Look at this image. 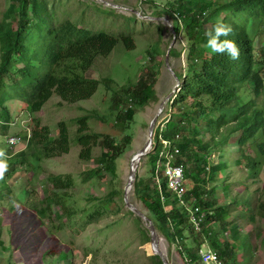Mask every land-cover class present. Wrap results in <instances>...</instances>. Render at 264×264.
Returning a JSON list of instances; mask_svg holds the SVG:
<instances>
[{"label":"trees","instance_id":"trees-1","mask_svg":"<svg viewBox=\"0 0 264 264\" xmlns=\"http://www.w3.org/2000/svg\"><path fill=\"white\" fill-rule=\"evenodd\" d=\"M144 1L154 7L153 15L167 17L176 35L185 40L181 49L172 47L169 51L171 57H176L183 50L185 66L183 72L175 71L180 80L179 89L167 102L166 116L154 130L152 147L146 155L149 173L145 177L135 175L132 193L141 201L158 232L176 245L183 264H203L198 254L203 244L215 251L223 264H251L254 255L264 251V234L256 242L251 239L256 237L254 232H245L241 236L236 220L254 221L255 214L264 219V184L261 187L255 185L264 165V102L263 107L257 102L264 92V0ZM47 10V0H10L0 18V88L2 77L10 72V65L30 62L22 40L32 18L42 16ZM218 22L232 27L233 32L227 39L238 46V59L213 54L203 46L205 33ZM47 33L46 57L41 61L47 69L35 75L18 96L33 113L40 111L53 94L62 102L75 103L92 96L100 82L111 89V106L116 111L114 124L122 133L120 139L91 130L87 122L89 115H79L73 121L80 159L91 160L93 148L101 147L95 158L96 166L83 172V180L94 175L102 177L104 173H110L113 179L116 159L131 143L132 136L124 131L138 110L155 96L158 67L152 62L156 48L153 46L150 50L151 67L142 69L134 82L112 89L111 78L96 79L82 71L88 69L97 56H107L119 40L125 48H134L135 42L129 34L114 36L103 30L78 26L68 19L48 28ZM30 64L25 63L12 72L14 77H32ZM244 93L248 94L245 101L242 99ZM0 112L3 118L0 130H6L9 113L5 108ZM56 126L57 133L52 136L48 125L33 118L28 127L30 136L26 139V131L21 132L25 148L17 156L8 154L13 159L4 176L9 174L8 178L11 177L18 163L22 167L33 161L38 166L42 158L68 153V125L62 119ZM159 135L174 140L178 146L174 162L183 167L185 204L198 205L202 212L198 230L190 222L186 206L167 187L161 169L156 170L155 162L161 147ZM228 146L232 153L237 152L230 161L247 172L248 182H243L246 195L232 196L229 203L219 204V191L226 195L230 189L225 182L227 175L222 177L220 174L228 166L224 162L214 163L212 156L223 158ZM47 180L53 188L47 196L49 202L58 205L63 202L67 206L66 198L62 200V196L66 197L65 190L74 185L72 175L50 173ZM4 188L7 194L10 189L7 183ZM114 192H110L111 195ZM233 212L235 216L230 219L228 216ZM101 213L100 209H94L86 219L97 220ZM227 231L228 237L225 236ZM248 243L252 252L245 254ZM150 257L157 259L156 264H162L158 255Z\"/></svg>","mask_w":264,"mask_h":264},{"label":"rangeland","instance_id":"rangeland-1","mask_svg":"<svg viewBox=\"0 0 264 264\" xmlns=\"http://www.w3.org/2000/svg\"><path fill=\"white\" fill-rule=\"evenodd\" d=\"M164 1L161 0V3ZM9 3L10 0H0V18ZM47 4V12L32 18L30 28L22 40L30 62L10 65V72L2 77L0 110L5 108L8 111L9 128L0 130V150H4L7 156L13 154V157L23 152L24 141L9 148L5 140L10 135L26 131L35 117L39 118L41 124L48 125L52 136L57 133L56 123L65 120L69 128L70 149L68 153L60 156L42 158L38 166H35L33 161L23 164L22 167L18 163L11 177L8 178L7 174L0 178V264H156L157 259L150 257L154 253L149 241L146 242L149 234L145 223L127 209L122 196L131 155L144 144L149 121L160 101L175 85L172 74L164 65L171 31L164 21L143 18L149 15L157 16L152 14L154 7L150 2L144 0H47ZM67 19L81 27L103 30L114 36L129 34L133 38L134 48H125L119 40L107 56H97L92 65L82 71L96 79L111 78L112 89L134 82L142 69L151 67L152 64L158 67L154 99L138 110L124 131L132 136L131 143L116 159V176L113 179L110 173H104L102 177L94 175L87 181L83 180V172L96 166L95 158L99 155L101 147L93 148L94 158L91 160L80 159V147L75 140L76 126L73 121V118L79 115H89L87 122L91 130L108 133L120 139L122 133L114 124L116 111L111 106V89H107L100 82L92 96L75 103L62 102L53 94L40 111L33 113L18 96L22 89L30 85L35 75L47 69L41 61L46 57L48 28ZM184 43L185 40L176 35L173 48L181 49ZM153 46L157 54L151 64L149 56ZM169 60L174 71L183 72V50L180 56H170ZM25 63H31L32 77H14L12 72H16ZM242 99L247 100L248 94L244 93ZM257 102L263 107L264 92ZM166 107L165 104L155 128L166 116ZM1 116L0 112V123L3 119ZM146 155L141 157L137 164L135 173L138 176L145 177L149 173ZM231 156H237V152L232 153L229 146L224 150L223 158L212 156L214 163L224 162L228 166L220 174L222 177L227 175L225 182L229 184L230 189L226 195L220 194L219 191V204L229 203L232 196L246 195L243 182H248L247 172L241 165L230 161ZM8 157L9 163L13 157ZM50 173H70L74 178V185L65 190L66 197L62 196V200L66 198L67 206H64L63 202L62 205L49 202L50 198L47 196L53 191L47 180ZM6 183L10 188L7 194L4 188ZM218 183L220 182L213 184ZM263 184L264 165L255 185L261 187ZM114 190L111 195L110 192ZM58 192L60 193V190ZM129 198L146 214V209L132 193V188ZM94 209H100L102 215L97 220L88 221L86 216ZM69 211H72L71 216ZM233 216L234 212L228 217L231 219ZM254 218V221L247 218H239V221H236L240 224L238 234L242 236L245 232H254L256 237L252 236L251 239L256 242L257 238L264 234L259 232L264 231V219L257 214ZM228 235L227 231L225 236ZM161 237L160 246L169 264H183L176 245L169 243L162 235ZM248 246V253L245 254L252 252L249 243ZM251 264H264V251H261V255H254Z\"/></svg>","mask_w":264,"mask_h":264},{"label":"water","instance_id":"water-1","mask_svg":"<svg viewBox=\"0 0 264 264\" xmlns=\"http://www.w3.org/2000/svg\"><path fill=\"white\" fill-rule=\"evenodd\" d=\"M102 1H104V0H102ZM111 5L117 6L116 4H113V3H111ZM135 12L138 16H141L138 11H135ZM143 18H146L149 20L164 21V22H166V24L168 25V27L171 31L172 36H171V40L167 46L166 53L164 56V65H165V68L167 69V71L172 74V76L174 78L175 85H174L173 89L160 101L155 114L153 115V117L149 121L148 127H147V129H148L147 138H146L144 144L142 145V147L137 149L131 155L128 177H127L125 186L123 188V202H124V205L127 207L128 210H130L134 215L138 216L145 223V226H146V228L148 230V234H149V243L152 246L153 253L159 256V258L162 261V264H169V262L166 258V255L160 246V241H161L162 237H161L160 233L158 232V230L156 229L154 223L144 212H142L136 205H134L130 201V198H129V193H130V190L133 186V182L135 180L136 167H137V164L139 162L138 161L137 163L132 165V161L134 159H137V158L140 159L141 157L145 156L150 151V149L152 147L153 134H154V129H155V125L157 122V118L162 113L165 104H167V102L174 95V93L176 91H178L179 85H180V80H179L178 76L176 75V73H175V71H174V69L170 63V60H169V57H170L169 51L173 47V45L176 41V32L172 26L171 21L165 16H152V15L150 16L149 15V16H145Z\"/></svg>","mask_w":264,"mask_h":264},{"label":"built area","instance_id":"built-area-1","mask_svg":"<svg viewBox=\"0 0 264 264\" xmlns=\"http://www.w3.org/2000/svg\"><path fill=\"white\" fill-rule=\"evenodd\" d=\"M26 139L30 136L29 128H26ZM160 139V151L159 158L155 162V167L161 169L163 175L166 178L167 187L173 192L178 201L186 206L190 222L193 227L198 230L200 221L202 218V212L198 205H185L183 195L185 193V177L184 171L181 164L174 162V156L178 153V146L174 140L165 139L161 135L158 136ZM6 143L9 148L22 142L21 134H13L6 138ZM199 257L203 264H223L218 257L217 253L212 249L201 246L198 249Z\"/></svg>","mask_w":264,"mask_h":264},{"label":"clouds","instance_id":"clouds-1","mask_svg":"<svg viewBox=\"0 0 264 264\" xmlns=\"http://www.w3.org/2000/svg\"><path fill=\"white\" fill-rule=\"evenodd\" d=\"M232 32L233 29L230 25L218 22L205 33L206 41L203 46L213 54H226L231 59L236 60L240 55L239 48L235 41L227 39ZM8 159L6 152L0 150V178H3L8 169Z\"/></svg>","mask_w":264,"mask_h":264},{"label":"bare ground","instance_id":"bare-ground-1","mask_svg":"<svg viewBox=\"0 0 264 264\" xmlns=\"http://www.w3.org/2000/svg\"><path fill=\"white\" fill-rule=\"evenodd\" d=\"M139 160H140L139 158L134 159V160L132 161V165H134L135 163H137ZM150 246H151V244H150ZM151 250H152V252H153L152 246H151Z\"/></svg>","mask_w":264,"mask_h":264},{"label":"crops","instance_id":"crops-1","mask_svg":"<svg viewBox=\"0 0 264 264\" xmlns=\"http://www.w3.org/2000/svg\"><path fill=\"white\" fill-rule=\"evenodd\" d=\"M203 246L208 247L207 245L203 244ZM209 248V247H208ZM211 249V248H210Z\"/></svg>","mask_w":264,"mask_h":264}]
</instances>
